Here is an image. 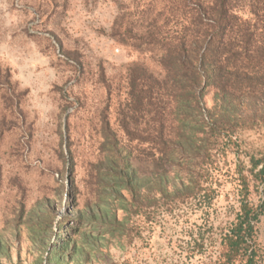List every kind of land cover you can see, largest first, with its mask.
Wrapping results in <instances>:
<instances>
[{
    "label": "trees",
    "instance_id": "trees-1",
    "mask_svg": "<svg viewBox=\"0 0 264 264\" xmlns=\"http://www.w3.org/2000/svg\"><path fill=\"white\" fill-rule=\"evenodd\" d=\"M109 36L142 60L125 67L115 124L107 107L99 114L97 153L81 179L85 198L75 182L69 216L58 224L67 237L47 258L27 263L22 242L44 245L54 214L46 206L21 222V208L13 241L0 236V257L89 264L112 239L138 237L140 220L196 203L204 226L188 261L216 246L206 264H264V0H132L120 5ZM224 177L232 178L235 203L224 221L210 224L217 238L206 243L200 230L217 211Z\"/></svg>",
    "mask_w": 264,
    "mask_h": 264
},
{
    "label": "rangeland",
    "instance_id": "rangeland-1",
    "mask_svg": "<svg viewBox=\"0 0 264 264\" xmlns=\"http://www.w3.org/2000/svg\"><path fill=\"white\" fill-rule=\"evenodd\" d=\"M123 3L131 5L132 0H0V236L13 241L11 230L21 208V222L46 206L54 214L45 246L22 242L20 256L27 263L41 253L47 258L67 237L58 224L69 216L68 193L75 182L81 202L85 198L81 179L97 153L99 114L107 107L109 122L115 124V107L125 92V67L142 60L109 36ZM231 181L221 178L217 211L200 232L224 221L234 205ZM200 215L196 203H190L171 213L159 212L150 223L140 220L138 237L112 239L92 252L89 264L213 262L216 246L186 259L189 244L204 226ZM71 224L69 220L65 228ZM216 238L214 232L204 236L206 243ZM260 238L264 247V218ZM16 256L12 247V263ZM0 264L10 262L0 257Z\"/></svg>",
    "mask_w": 264,
    "mask_h": 264
}]
</instances>
